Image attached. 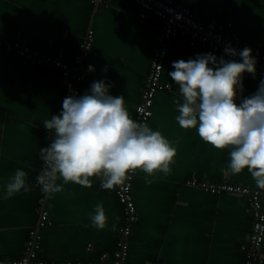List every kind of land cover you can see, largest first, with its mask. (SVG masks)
Segmentation results:
<instances>
[{
    "label": "crops",
    "instance_id": "0c3cea01",
    "mask_svg": "<svg viewBox=\"0 0 264 264\" xmlns=\"http://www.w3.org/2000/svg\"><path fill=\"white\" fill-rule=\"evenodd\" d=\"M175 1L204 19L232 21L244 45L264 50V0ZM89 29L94 30V39L82 63L81 96L94 81L104 80L112 85L111 95H124L133 119L161 30L156 17L141 18L134 0H0V37L20 40L68 62L74 60ZM206 53L212 52L191 48L183 37L168 41L162 80L171 87L156 94L149 127L173 142L176 155L170 174H156L151 184L145 182L146 173L135 174L139 217L132 223L128 254L133 263L246 264L242 244L252 228L247 197L187 183L189 177H198L255 186L247 170L225 174L228 149H216L195 128L184 129L176 120L182 97L168 75L174 71L172 63ZM89 65L95 70L89 71ZM243 85L241 97L257 91L251 82ZM64 91L60 69L35 64L0 46V258L22 255L43 206L52 219L40 227V254L45 258L96 262L103 253L113 254L121 235L124 207L114 190L100 187L99 179L91 178V188L70 182L52 197L35 184L43 167L40 148L49 146L52 135L43 121L60 113ZM17 169L28 173L30 191L5 198V186ZM98 203L109 217L104 230L95 228L90 219ZM114 222L116 231L111 230Z\"/></svg>",
    "mask_w": 264,
    "mask_h": 264
},
{
    "label": "clouds",
    "instance_id": "9594fccd",
    "mask_svg": "<svg viewBox=\"0 0 264 264\" xmlns=\"http://www.w3.org/2000/svg\"><path fill=\"white\" fill-rule=\"evenodd\" d=\"M224 51L240 61L206 53L172 63L174 71L168 75L182 97L176 120L184 129L195 128L216 149L229 150L225 174L247 170L255 186L264 190V80L255 93L241 97L243 74L255 76L257 60L248 47ZM88 70L95 69L89 65ZM111 87L104 80L94 81L84 95L65 97L62 111L43 121L52 135L49 146L40 148L44 167L36 179L49 197L70 182L91 188V178L99 179L102 189L113 190L137 170L147 174V184L158 173L170 174L176 155L173 142L147 123L133 120L124 95H111ZM5 187V198L30 191L28 173L17 169ZM90 219L98 230L109 227L103 204L95 206ZM116 222L111 224L112 231L117 229Z\"/></svg>",
    "mask_w": 264,
    "mask_h": 264
},
{
    "label": "built area",
    "instance_id": "2783aa9c",
    "mask_svg": "<svg viewBox=\"0 0 264 264\" xmlns=\"http://www.w3.org/2000/svg\"><path fill=\"white\" fill-rule=\"evenodd\" d=\"M134 1L138 6V12L141 18L154 16L161 25L157 47L152 57L145 86L142 89L141 99L135 107V116L133 118L135 121L149 125L153 115L156 94L161 90L171 87L170 82L162 80V71L168 52V41L170 39L183 37L193 49L209 50L217 57L223 56L225 59H234L237 61L241 59L239 56H228L224 49L231 47L239 52L247 46L242 43L240 36L233 31V22L230 20L203 19L193 9L184 4L177 3L175 0ZM93 34L94 30L89 29L86 38L81 41L72 62L50 54L41 53L20 40L6 41L0 37V46H4L8 51L26 58L35 64L60 69L65 78L64 100L65 97L73 94L81 96L84 81L82 63L90 54L93 46ZM251 49L252 55L257 60L256 74L253 76L251 73H244L243 81L253 83L257 90L260 82L264 80V50L259 47ZM62 103L60 112L62 111ZM135 174H132L131 179L125 181L122 186H116L113 189L124 207L126 220L121 228V235L112 255L103 253L96 262L48 259L41 256L42 234L40 227L52 222L48 209L43 206L40 207L37 224L29 229L25 251L16 258L1 257L0 264H167L163 261L133 263L129 260V236L132 232V223L139 217L133 193ZM187 183L209 192L237 193L247 197L252 216V228L246 243L242 244L245 253V262L246 264H264V190L240 182L207 180L198 177H189ZM35 184L39 185L37 179L35 180Z\"/></svg>",
    "mask_w": 264,
    "mask_h": 264
},
{
    "label": "trees",
    "instance_id": "16d2710c",
    "mask_svg": "<svg viewBox=\"0 0 264 264\" xmlns=\"http://www.w3.org/2000/svg\"><path fill=\"white\" fill-rule=\"evenodd\" d=\"M204 19V18H203ZM209 20V19H208ZM246 46V45H245ZM248 47V46H247ZM251 48V47H250ZM247 82V81H246ZM254 85V84H253Z\"/></svg>",
    "mask_w": 264,
    "mask_h": 264
}]
</instances>
